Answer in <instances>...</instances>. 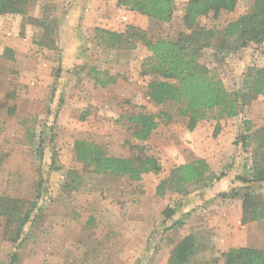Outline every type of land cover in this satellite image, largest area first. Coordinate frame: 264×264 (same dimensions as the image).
<instances>
[{
    "label": "rangeland",
    "instance_id": "obj_1",
    "mask_svg": "<svg viewBox=\"0 0 264 264\" xmlns=\"http://www.w3.org/2000/svg\"><path fill=\"white\" fill-rule=\"evenodd\" d=\"M116 1L35 0L25 16L0 15V42L1 33L7 29L23 38L26 43L21 48L28 44L30 55L28 59L0 63V73L21 74L7 91L0 90V151L7 153L0 164V196L28 201L37 200L39 193L46 196L38 200L42 205L36 224L25 227L29 239L19 245L2 237L0 218V264H67L64 250L79 247L83 236H95V249L102 244L98 241L101 234H122L124 230L130 234L131 250H106L99 257L100 263L168 264L167 252L157 251L163 242L172 244L188 234L196 237L197 249L186 264H222L219 252L230 245L264 250V218L241 226L235 215L241 214L240 198L217 197L222 191L240 186L238 176H251L256 150L254 132L264 125V95L250 99L237 116L199 120L194 129L188 130V118L177 113V106L155 105L149 100L147 82L151 77L141 74V64L149 52L142 44L132 50L104 49L94 39L97 27L122 31L126 25L142 29L148 38L177 37L185 31L181 18L187 0H174L175 11L169 23L118 7ZM248 4V0H240L233 11L200 17L199 22L221 29L246 12ZM37 19L49 25L51 35H46V27L36 23ZM223 46L219 52L213 47L203 49L199 63L221 78L228 91L242 90L250 68L264 65V45L240 47L233 43L229 50ZM5 55L9 59L7 49ZM91 66L117 75V80L106 88L95 85L87 74ZM5 85L0 82V88ZM139 111L157 116L158 126L144 144L149 147L148 154L159 158L162 170L143 174L139 181L120 176V194L106 187L112 182L102 181L105 177L82 171L80 190L63 191L61 184L71 179L66 170L82 169L73 151L75 140L92 141L109 155L127 157L133 150L132 143H137L127 118ZM164 112L172 116L170 121H166ZM44 123L53 127V139H46L40 151L37 139ZM195 142L202 144L195 151L207 156L204 160L213 177L222 172L225 176L186 185V193L170 190L157 196L156 185L172 169L194 161L189 159ZM52 156L59 170L50 168ZM257 186V201L264 203V183ZM187 199L189 204L184 206ZM178 203L181 206L166 219L165 208ZM177 215L178 224L173 225L170 222ZM90 216L97 221L90 223ZM144 240L149 243L142 251ZM13 252L17 257L10 263ZM87 256L88 264H99ZM75 258L71 255L73 262L69 264H77L79 260Z\"/></svg>",
    "mask_w": 264,
    "mask_h": 264
},
{
    "label": "trees",
    "instance_id": "obj_2",
    "mask_svg": "<svg viewBox=\"0 0 264 264\" xmlns=\"http://www.w3.org/2000/svg\"><path fill=\"white\" fill-rule=\"evenodd\" d=\"M35 0H0V15L20 14L25 16L29 6ZM240 0H187L183 9L182 23L185 31L177 37H147L146 33L133 25H126L122 31L95 28L96 45L104 49H135L142 44L149 55L141 64V74L150 76L147 82L148 98L155 105L172 104L177 106L179 115L188 118L186 127L194 129L199 120L214 118H230L237 116L244 106L255 96L264 95V65L253 67L244 78L243 89L228 91L221 78L210 69L199 63L202 50L208 47L218 52L225 44L229 50L231 45L247 47L250 43L256 48L264 45V0H248L246 12L229 21L221 29L205 27L199 22L200 17L212 15L216 17L220 11H233ZM116 5L127 10L138 12L154 21L169 23L175 11L174 0H117ZM44 25L46 35H51V28L42 19L34 20ZM232 41L230 42V40ZM219 41V42H218ZM42 45L40 41L37 42ZM54 45L53 40L50 41ZM221 43V44H219ZM50 45V47H52ZM229 46V47H227ZM232 49V48H231ZM217 54V52H215ZM94 84L106 88L117 80V75L91 66L87 70ZM166 121L172 116L164 112ZM127 121L131 135L137 143H132V152L127 157L109 155L98 144L88 140H75L73 151L77 161L82 164L81 171L66 170L70 180L61 184L63 191H78L82 187V171L89 174H111L126 176L133 181H139L143 174L159 173L162 170L158 157L148 154L149 147L144 144L158 126L156 114L139 111L131 114ZM45 124V123H44ZM244 124H249L244 120ZM44 129V130H43ZM39 131L38 146L42 151L45 140L53 139V127L45 124ZM50 133L49 137L47 135ZM33 132L31 133V135ZM215 134V133H214ZM246 138V136H244ZM255 140L254 165L251 176H238L240 186H233L227 191L217 194V197L240 198V223L247 224L264 218V203L257 201V185L264 183V125L254 132ZM7 153L0 151V164ZM51 158L50 168L59 170L55 158ZM204 159H197L172 169L169 175L155 187L157 196L162 197L167 191L186 193V185H197L201 181L212 182L215 178L225 176L224 172L213 177ZM46 198L37 194V200L28 201L11 196H0V218L3 220L2 237L13 244L19 245L29 239L27 228L36 224L41 210L38 200ZM167 206L163 211L166 219L171 218L177 206ZM181 206V205H180ZM177 225L178 222L172 223ZM153 235V232L151 234ZM196 237L188 234L174 247L169 258V264H186L196 253ZM223 264H264V250L251 246L230 247L219 252ZM15 252L9 256L10 263L15 260Z\"/></svg>",
    "mask_w": 264,
    "mask_h": 264
},
{
    "label": "crops",
    "instance_id": "obj_3",
    "mask_svg": "<svg viewBox=\"0 0 264 264\" xmlns=\"http://www.w3.org/2000/svg\"><path fill=\"white\" fill-rule=\"evenodd\" d=\"M64 1H67V0H64ZM64 9H67V8H64ZM5 15V14H4ZM69 16V14H66ZM3 16V15H2ZM16 18L15 19H18L17 16H15ZM13 29V28H12ZM1 42H0V63L2 64H5L7 63L8 61L10 62H14V61H17L19 58L21 57H26L27 59L29 58V46L28 44H26V47L24 46V49L21 48V44H25L26 42L24 41L23 42V38H21V36L19 35H12L10 34L7 29H5V31H3L1 33ZM20 45V47H19ZM8 50L9 52V59H6V55H5V50ZM22 49V50H21ZM11 63V65H12ZM1 66V65H0ZM15 69V68H14ZM19 77H21V74L17 75V73H14V74H10V75H5L3 73H0V82H4L6 83L7 85L3 86L0 88V90H3V92L7 91V88L9 85L12 84V82L14 83H17V80ZM202 146V144H198L197 142H195V145L191 147V151L193 152V157L190 158L189 160H195L197 158H205L207 159V156L205 154H202L200 152H197L195 150H198L200 147ZM73 169V168H71ZM82 170V169H81ZM97 178H99L100 176L102 177H105L104 180L102 181H105V182H112L111 185H106V187H109L110 190H114V191H118V194H120L121 192V188L123 187L122 184L120 181H118L117 179H119L120 176H116V175H111V174H100V175H96ZM108 177V178H106ZM121 177H126V176H121ZM108 201H112L110 199H108ZM189 201L190 199L188 200H184V206H187V203L189 204ZM115 202H119L118 201H115ZM114 202V203H115ZM211 202L209 203H206V205H209ZM188 208H186L185 210H182L181 212L183 213L184 211H187ZM179 211V210H178ZM236 215V220L238 222V224H241L240 223V217H241V214L238 213L235 214ZM179 215L176 216V218L171 221L170 223H173L175 221H177V219L180 217H178ZM178 217V218H177ZM94 221H97L95 219L94 216H90L89 218V222H94ZM249 225V223L247 224H241V226H245L247 227ZM95 236H92L91 238L88 237L87 235L83 236V239L78 241L80 243H78L79 247L76 246L75 248H72L71 246H69V249L67 250H64L65 252V255H66V260H67V264H69V262H73V260L70 261V256L71 255H75L76 256V260L78 259L79 261L77 262V264H88L86 262V259H85V256L87 255H90V258L89 260L91 261H98L99 260V257L102 256V254L104 253V251L108 250L107 252L109 251H114L116 253L120 252V251H128V250H131V247H130V243H131V238H130V234L127 233L125 230L123 231L122 234H106V233H103L101 234L99 237V242L102 243L100 245L97 246V248H93V246L95 245ZM185 237V236H183ZM181 237L180 239L178 240H175L174 243H170V241H165V242H168V244H166L165 242H163V244L161 245V248H159V250L157 252H161V251H166L167 254H168V258H167V263L169 264V258L171 256L170 253H172V250L174 249V247L179 243V241L183 238ZM79 240V238L77 239ZM145 242V245H144V248L142 251H144V249H146L148 247V240L146 242V240H144ZM105 242H108V243H105ZM113 243V244H112ZM170 244V245H169ZM241 246H248V245H241ZM78 247V249H76ZM110 247V248H109ZM230 247H237L235 245H230L226 248V250ZM252 247V246H251ZM103 248H105V250H103ZM135 248V247H134ZM133 248V249H134ZM122 249V250H120ZM155 249V248H154ZM162 249V250H161ZM154 251V250H153ZM225 251V250H224ZM154 251V254L157 253ZM221 252V251H220ZM95 253H97L96 256H93L95 255ZM156 255V254H155ZM92 257H94V260H92ZM221 258V263L223 264V259L222 257ZM97 262H95L96 264ZM99 264H102L98 261Z\"/></svg>",
    "mask_w": 264,
    "mask_h": 264
}]
</instances>
